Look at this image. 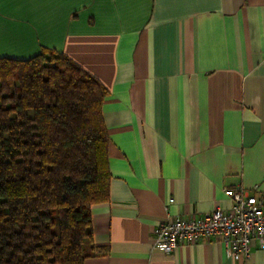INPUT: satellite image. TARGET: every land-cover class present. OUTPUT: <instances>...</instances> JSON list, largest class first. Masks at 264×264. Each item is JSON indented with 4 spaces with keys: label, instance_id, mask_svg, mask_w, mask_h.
<instances>
[{
    "label": "crops",
    "instance_id": "1",
    "mask_svg": "<svg viewBox=\"0 0 264 264\" xmlns=\"http://www.w3.org/2000/svg\"><path fill=\"white\" fill-rule=\"evenodd\" d=\"M41 49L108 91V202L91 209L106 251L83 264H264L256 240L238 260L216 238L152 247L168 218L229 210L225 189L264 203V0H0V58Z\"/></svg>",
    "mask_w": 264,
    "mask_h": 264
},
{
    "label": "trees",
    "instance_id": "2",
    "mask_svg": "<svg viewBox=\"0 0 264 264\" xmlns=\"http://www.w3.org/2000/svg\"><path fill=\"white\" fill-rule=\"evenodd\" d=\"M107 95L65 54L0 58V264H83L106 251L91 209L108 202Z\"/></svg>",
    "mask_w": 264,
    "mask_h": 264
},
{
    "label": "built area",
    "instance_id": "3",
    "mask_svg": "<svg viewBox=\"0 0 264 264\" xmlns=\"http://www.w3.org/2000/svg\"><path fill=\"white\" fill-rule=\"evenodd\" d=\"M224 195L231 200L229 210L217 208L195 220L168 218L154 228L152 247L168 255L181 243L216 238L231 259L246 258L250 241L264 242V203L241 188L225 189Z\"/></svg>",
    "mask_w": 264,
    "mask_h": 264
}]
</instances>
